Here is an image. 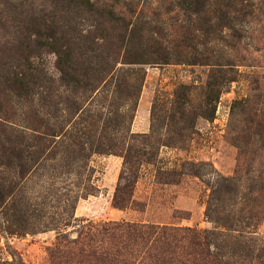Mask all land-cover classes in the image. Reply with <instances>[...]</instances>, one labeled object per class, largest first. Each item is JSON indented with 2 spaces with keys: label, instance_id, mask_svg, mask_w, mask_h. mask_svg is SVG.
Instances as JSON below:
<instances>
[{
  "label": "rangeland",
  "instance_id": "rangeland-1",
  "mask_svg": "<svg viewBox=\"0 0 264 264\" xmlns=\"http://www.w3.org/2000/svg\"><path fill=\"white\" fill-rule=\"evenodd\" d=\"M0 264H264V0H0Z\"/></svg>",
  "mask_w": 264,
  "mask_h": 264
},
{
  "label": "trees",
  "instance_id": "trees-1",
  "mask_svg": "<svg viewBox=\"0 0 264 264\" xmlns=\"http://www.w3.org/2000/svg\"><path fill=\"white\" fill-rule=\"evenodd\" d=\"M198 1H199V0H193V3L196 4ZM115 205H116V203H115ZM167 237H168L169 239H173V238H174L173 236L170 237V236H167V235H166V240H167ZM170 244H171V242H170ZM167 245H169V243H168ZM155 260H156V257H155ZM210 263H213V261H211Z\"/></svg>",
  "mask_w": 264,
  "mask_h": 264
}]
</instances>
